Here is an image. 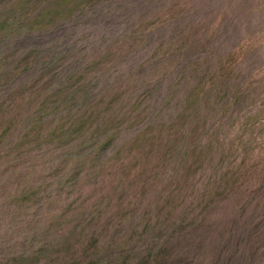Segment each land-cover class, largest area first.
<instances>
[{"label":"rangeland","instance_id":"1","mask_svg":"<svg viewBox=\"0 0 264 264\" xmlns=\"http://www.w3.org/2000/svg\"><path fill=\"white\" fill-rule=\"evenodd\" d=\"M0 16V77L24 91L11 134H56L26 160L42 149L64 174L47 186L68 183L37 219L72 205L56 264H264V0H0Z\"/></svg>","mask_w":264,"mask_h":264},{"label":"trees","instance_id":"2","mask_svg":"<svg viewBox=\"0 0 264 264\" xmlns=\"http://www.w3.org/2000/svg\"><path fill=\"white\" fill-rule=\"evenodd\" d=\"M9 12H16L17 16L21 13L19 9ZM7 23L8 19L0 22V30L9 28ZM9 83L0 77V93L3 94L0 101V264H56L51 257L67 248L68 239L58 238L55 228L72 213V205L56 219L41 223L37 219L41 211H51L57 193L65 192L68 183L61 180L60 188L55 184L47 186L46 175L57 180L64 174L51 164L40 167L42 149L33 161L26 159L37 151L30 147L44 139L48 145L52 144L57 135L42 136L36 127L19 134L20 138L11 134L23 113L24 91L11 92ZM15 101L18 106L13 104ZM48 170L51 171L49 175ZM92 240L88 251L97 248V239Z\"/></svg>","mask_w":264,"mask_h":264}]
</instances>
